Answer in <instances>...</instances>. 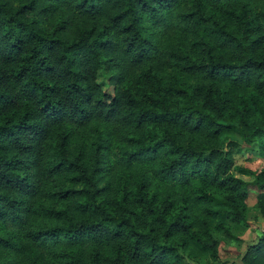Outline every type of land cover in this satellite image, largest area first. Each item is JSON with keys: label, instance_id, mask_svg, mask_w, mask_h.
I'll use <instances>...</instances> for the list:
<instances>
[{"label": "trees", "instance_id": "1", "mask_svg": "<svg viewBox=\"0 0 264 264\" xmlns=\"http://www.w3.org/2000/svg\"><path fill=\"white\" fill-rule=\"evenodd\" d=\"M251 147L264 0H0V264H229Z\"/></svg>", "mask_w": 264, "mask_h": 264}, {"label": "rangeland", "instance_id": "2", "mask_svg": "<svg viewBox=\"0 0 264 264\" xmlns=\"http://www.w3.org/2000/svg\"><path fill=\"white\" fill-rule=\"evenodd\" d=\"M236 162L239 166L249 168L253 171L264 169V156H260L257 147L245 148L236 154ZM239 175V174H238ZM246 181L252 182V176H242ZM260 191L251 187L248 199L249 211L242 223L240 241H232L221 251L222 258L229 264H242V258L248 247L261 238L264 232V219L257 209ZM201 264H206L202 262Z\"/></svg>", "mask_w": 264, "mask_h": 264}]
</instances>
